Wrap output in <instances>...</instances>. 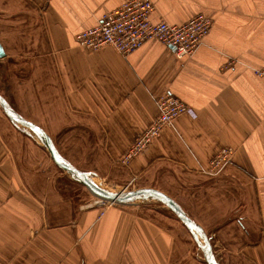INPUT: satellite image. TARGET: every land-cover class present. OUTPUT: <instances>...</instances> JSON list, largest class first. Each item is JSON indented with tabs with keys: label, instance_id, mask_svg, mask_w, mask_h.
Here are the masks:
<instances>
[{
	"label": "crops",
	"instance_id": "0c3cea01",
	"mask_svg": "<svg viewBox=\"0 0 264 264\" xmlns=\"http://www.w3.org/2000/svg\"><path fill=\"white\" fill-rule=\"evenodd\" d=\"M127 1L0 0L4 56L34 54L32 84L48 111L36 125L79 134L81 152L102 175L146 184L159 175L157 187L179 209L203 215L200 225L219 238L225 264H264V79L255 74L264 68V0H148L152 22L181 25L199 14L211 21L182 59L156 40L126 57L76 44L77 33ZM165 94L194 116L180 115L123 163ZM0 125V264H200L188 249L195 232L170 216L96 198L73 206L63 183L25 175L22 152L8 148L7 120ZM224 149L228 163L210 172Z\"/></svg>",
	"mask_w": 264,
	"mask_h": 264
},
{
	"label": "rangeland",
	"instance_id": "374dc122",
	"mask_svg": "<svg viewBox=\"0 0 264 264\" xmlns=\"http://www.w3.org/2000/svg\"><path fill=\"white\" fill-rule=\"evenodd\" d=\"M33 55L34 54H28L26 56L21 55L19 56L18 60L16 56L11 55L0 58V95L6 100L7 105L11 109V111L19 115L20 117L36 124L35 122H37L38 120L47 121L48 111L46 109H43L41 103H39V101L37 100V98L39 97L37 93V86H34L32 84L31 58ZM23 60L24 62H22ZM41 96L47 97V93H44ZM1 118L3 120H7V137L9 144L8 148L11 150L22 152L23 154L18 156V163L23 166L25 175H28L29 172H31V174L35 171L43 172V175L39 174L42 178H37L36 181L51 180L56 182L57 184L63 183L65 187H67L65 191H68L65 192V195L69 197L68 200H71L73 206L76 205L75 200L78 198L88 201L96 198L76 178H74V176L56 167L41 142L37 141L38 139L35 136H32L31 132H29L25 128L23 129L18 125L11 123L3 115L0 109V120ZM37 126L43 129L47 135L49 133L48 136L53 139V146L62 160L79 171L85 173L90 172L91 176L89 175V178L91 182L97 183V185L103 188V190H105L106 192L119 194L127 193L129 191H135L142 188H153L164 193V191L157 187L160 184L159 175H153L152 177H150V179L147 181V184L135 178H131L129 180L126 178L114 179L111 178V176L108 177L106 173L105 175H102L100 172L95 170V158L81 152L80 144L82 142H80L78 139L80 137L79 134H76V136L75 134L72 136L69 134H65L63 136L62 133L69 129L65 126H48L46 124ZM83 144L85 145L86 143ZM127 160L128 159H123L122 162L124 163ZM21 161L23 162L21 163ZM48 176L49 179H47ZM164 181L165 180H161V182ZM165 191L167 192V194L177 196V198L178 193H182V191ZM173 201L176 202L175 199H173ZM107 204H109L110 206L117 205L115 203L111 204L109 202ZM131 205L145 210L146 213L150 212L154 216L165 218L170 216L171 218L177 220L175 215L165 205H163L159 200H156L155 198H140L131 203ZM194 207L198 209V205ZM183 209L185 211H182L188 218L192 219L193 217H195L196 220H198L194 221L198 225L204 222L202 214H199L197 212L195 213L194 211L193 213H191L190 211H188L189 207H183ZM178 223L180 224V222ZM208 223L209 222H205V224ZM224 224L225 221L223 220L219 222L220 227ZM203 230L209 238L210 231H207V229L204 228ZM194 235L196 239L194 241L192 239L191 242L188 238L189 235L185 234V239L190 241V244H188L190 246L188 248L190 252L189 255L196 259L200 264H205L203 253L201 250V247L203 246L202 239L200 238L198 233L195 232ZM217 239L219 238H209V240L211 241L210 245H215L214 249L211 246L212 252L213 250L218 252H213L215 260L216 262H218L217 264H225L227 263V255L225 254L226 251L222 247H220V243L217 241Z\"/></svg>",
	"mask_w": 264,
	"mask_h": 264
},
{
	"label": "built area",
	"instance_id": "2783aa9c",
	"mask_svg": "<svg viewBox=\"0 0 264 264\" xmlns=\"http://www.w3.org/2000/svg\"><path fill=\"white\" fill-rule=\"evenodd\" d=\"M153 6L148 0H130L103 15L95 27L80 31L75 36L76 44L86 50L97 51L112 47L126 57L146 42L156 40L173 50L177 59L194 54L211 27V21L199 14L181 25L164 21L152 22ZM264 79V68L255 72ZM158 116L130 146L123 159H130L147 146L164 128L182 114L194 116V112L172 95L165 94L155 101ZM230 151L221 150L209 162L210 172L223 168L229 161Z\"/></svg>",
	"mask_w": 264,
	"mask_h": 264
},
{
	"label": "water",
	"instance_id": "95a60500",
	"mask_svg": "<svg viewBox=\"0 0 264 264\" xmlns=\"http://www.w3.org/2000/svg\"><path fill=\"white\" fill-rule=\"evenodd\" d=\"M4 51L0 46V58L4 57ZM0 109L3 115L13 124L18 125L21 128H27L29 130L34 131L40 138L41 144L45 147L46 151L48 152L52 162L58 168L67 173L71 174L76 178L94 197L98 199H102L109 203H115L119 205H127L135 202L140 198L152 197L156 200H159L163 205H165L177 218V220L182 223L186 228H188L192 232H197L200 238L202 239L203 246L201 247L203 253V259L205 264H216L212 252V247L210 245L209 238L207 237L203 228L194 222L192 219L188 218L184 212L177 207L175 202L169 198L164 193L153 189V188H142L135 191H129L127 193H119V194H112L106 191H102L97 188L90 180L89 176L74 168L73 166L66 163L62 158L58 155L57 151L55 150L53 143L51 142L49 136L46 132L41 129L36 124L20 117L19 115L15 114L11 109L8 107L6 100L0 95ZM26 129V130H27Z\"/></svg>",
	"mask_w": 264,
	"mask_h": 264
},
{
	"label": "bare ground",
	"instance_id": "6f19581e",
	"mask_svg": "<svg viewBox=\"0 0 264 264\" xmlns=\"http://www.w3.org/2000/svg\"><path fill=\"white\" fill-rule=\"evenodd\" d=\"M32 131V130H31ZM34 132V131H33ZM96 187H98L100 190H102V191H105V190H103V188H101L99 185H97V183H93ZM112 204V203H111ZM197 233V232H196Z\"/></svg>",
	"mask_w": 264,
	"mask_h": 264
}]
</instances>
